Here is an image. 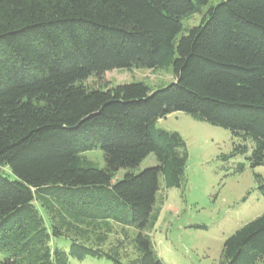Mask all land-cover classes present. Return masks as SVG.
<instances>
[{"label": "trees", "instance_id": "obj_1", "mask_svg": "<svg viewBox=\"0 0 264 264\" xmlns=\"http://www.w3.org/2000/svg\"><path fill=\"white\" fill-rule=\"evenodd\" d=\"M209 1L0 0V264H164L150 236L159 177L179 188L187 161L180 135L157 127L169 114L239 139L223 160L264 165V0ZM132 68H170L173 82L85 84ZM95 148L104 169L84 164ZM151 154L157 165L134 174ZM107 221L132 230L135 258L77 239ZM219 264H264V214L224 241Z\"/></svg>", "mask_w": 264, "mask_h": 264}, {"label": "rangeland", "instance_id": "obj_2", "mask_svg": "<svg viewBox=\"0 0 264 264\" xmlns=\"http://www.w3.org/2000/svg\"><path fill=\"white\" fill-rule=\"evenodd\" d=\"M220 1L210 0L207 6ZM201 18L202 14L193 15L183 22V26H195ZM132 82H142L156 89L172 83L173 77L170 68H132L107 72L101 79L90 78L85 84L108 88ZM157 127L180 135L186 146L187 161L179 188L164 189L159 177L161 186L157 205L161 206L150 233L153 249L164 264H219L224 241L241 226L264 214V196L255 178L259 175L264 180V165L252 169L245 156L223 160L221 157L229 155L239 139L228 130L196 121L185 113L169 114L157 122ZM82 157L85 165L105 168L99 148L82 154ZM156 165L151 154L132 172L136 174ZM239 165L242 170L238 169ZM127 172L120 170L115 180L122 179ZM80 228L87 234L78 237L79 241L104 250L120 246L119 251L125 259L135 258L125 237V232L132 235V230L122 229L110 221ZM67 239H57L56 244L67 249ZM69 264L110 263L105 259L86 257L82 261L69 258Z\"/></svg>", "mask_w": 264, "mask_h": 264}]
</instances>
